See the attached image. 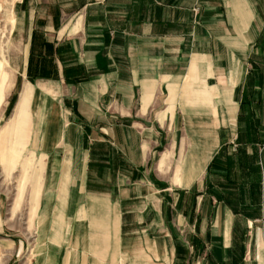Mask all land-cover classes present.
I'll return each instance as SVG.
<instances>
[{"label": "crops", "instance_id": "crops-1", "mask_svg": "<svg viewBox=\"0 0 264 264\" xmlns=\"http://www.w3.org/2000/svg\"><path fill=\"white\" fill-rule=\"evenodd\" d=\"M117 2L124 10L123 20L113 26V4ZM124 4L123 0H21L17 6L21 17L32 18L35 23L27 37L21 91L28 83L38 95L32 111L37 149L51 157L52 170L47 179L48 184H56V203L52 213L48 203L44 204L47 217L56 216L61 200H67L69 209L76 191L78 199L88 193L87 197L95 201L136 200L131 211L122 215H140L142 223L145 216L160 215V193L169 189L160 191L153 177L149 180L140 174L153 167L161 130L124 123L113 126L110 119L127 122L146 119L149 114L157 118L175 104L173 111L178 109L182 119L195 124L185 128L188 139L182 138L177 147L180 162L172 166L174 186L182 189L185 185L188 190L196 184L201 186L196 199L202 205L208 197L217 203L221 215L217 226L228 238L223 248H230L231 256L214 261L207 254L209 264H264V131L251 127V118L264 120V64L252 58L258 53L251 50L264 29V0H152L151 16H145L144 11L134 21L141 25L137 27L139 34L128 32V25L133 22L134 8L144 10L147 6L138 0L127 9ZM129 37L151 46V71L144 68L143 56L149 54L142 47H126ZM127 55L139 63V68L129 74L122 68L127 60L123 58V62L122 56ZM251 63L256 65L258 77L251 73ZM251 89L257 93L259 107L252 113ZM175 93L188 96L189 112L185 101L176 107ZM31 97V88H26L13 120L17 121V131L12 134L20 139L16 142L18 149L30 140L27 109ZM112 97H116L114 102ZM113 105L117 115L110 112ZM92 119L104 120L97 128L95 144L90 138L95 134ZM176 131L180 134L176 128L172 135ZM103 145L117 146L119 163L111 166L95 158L97 147ZM174 156V150H168L156 170L169 167L167 162ZM104 162L110 165L104 181H89L88 167ZM113 167L127 174L121 178L114 175L119 180L117 193L105 187L112 183ZM206 177L213 180L205 182ZM113 206L116 210L117 205ZM60 209V215L67 214L64 203ZM197 217L194 227L198 234L190 242L196 251L203 241L202 248L207 250L211 234L207 231L201 239L202 218ZM239 219L246 222L242 228ZM90 226L102 237L96 228L104 229L108 236L112 231L118 240L116 249L136 246V252L143 253L148 246L143 237L121 238L122 218L109 229L100 219ZM2 232L0 226V253L8 245Z\"/></svg>", "mask_w": 264, "mask_h": 264}, {"label": "rangeland", "instance_id": "rangeland-1", "mask_svg": "<svg viewBox=\"0 0 264 264\" xmlns=\"http://www.w3.org/2000/svg\"><path fill=\"white\" fill-rule=\"evenodd\" d=\"M21 0H0V226L3 229L2 236L8 240V245L3 252L0 253V264H209L208 256L212 257L214 261L229 258L231 256L230 248H223L224 243L227 242V237L218 229L217 224L221 223V215L218 212L219 206L214 203L210 197L205 202L200 203V199H196L201 191V186L196 184L190 190L179 189L177 185L174 186L173 164L180 162L178 159L179 142L182 138H187L184 134L186 127H191L195 121L182 119V115L172 110L165 114H160L156 118L149 114L146 119H130L127 122L119 119H110L111 124H127L136 128H159L161 130L159 137V144L154 149V157L152 160V168L143 171L142 176L154 178V186H159L160 191L169 189L160 193V204L162 205V213L158 216L143 217L144 223L141 222L142 216L137 214H123L125 211H131V204H136V200H118L113 201H95L88 198V193L78 199V192H74L73 199L70 201L69 209L66 207L67 200H61L65 204V215H60L61 203L57 214H50L47 217V211H44V204L48 203L49 213L54 211L55 207V187L56 184H48L47 176L51 175L50 159L37 149V130L32 125V111L38 95L30 84H25L21 91L23 82V69L26 58V50L28 47V35L33 23L32 18L21 17L18 13V5ZM81 3L85 0H80ZM121 1V0H115ZM127 6L136 0H123ZM144 3L147 7L143 9L134 8L132 14V23L128 25V32H138V25L134 23L137 16L141 18L145 11V16H151L152 0H138ZM193 3L194 0H185ZM123 9H120V3L113 4L112 25L117 26L118 21L123 20ZM183 16V14L181 15ZM205 17L211 15L204 13ZM33 23V24H32ZM123 26V25H122ZM137 34V33H136ZM257 34V32H256ZM132 39V40H131ZM126 47L137 45L142 47L149 55H144V68L151 71V46L140 38H130L125 41ZM251 50L257 52L252 58L264 64V29L261 32V38L256 43L251 45ZM129 53V52H128ZM263 55V57H259ZM123 67L128 74L135 72L136 66L139 68V63L135 61V57L122 56ZM137 64V65H136ZM252 64L253 74L257 76L255 71L256 65ZM258 77V76H257ZM15 81V83H14ZM14 86L10 90L12 84ZM26 88H31L32 97L28 105V122H29V139L28 144L24 147L16 148V142L20 140L16 133L12 134L13 130L17 131L14 120L17 113L19 100L22 92ZM193 89V88H192ZM197 89H193L196 91ZM21 91V93H20ZM117 91V89H116ZM8 93V94H7ZM20 94V95H19ZM119 94V89L117 95ZM177 96V97H176ZM178 108L185 101L187 112L190 111V102L188 96L176 95L173 96ZM113 102L116 97H112ZM257 93L251 89V113L258 111L259 107L256 104ZM192 102L195 97H191ZM68 106V103L67 105ZM116 106L110 108V112L117 113ZM113 113V115H114ZM181 115V116H180ZM180 116V118L178 117ZM158 119V120H157ZM21 121V120H20ZM12 122V124H8ZM19 122V121H18ZM89 122V121H87ZM91 126L95 130V134L91 136L93 143L98 139L96 135L97 128L104 124V120L92 119ZM107 122V121H106ZM264 131V120H256L251 118V127ZM178 129L172 135V131ZM132 138L135 140V129L132 130ZM198 139L199 136H196ZM27 141V140H26ZM189 146V145H187ZM117 146H98L99 149L96 154V159L110 162V165L119 163V152ZM105 149V150H104ZM174 150L175 156L170 158L168 166L156 170L157 162L163 154L168 150ZM232 151V150H228ZM194 154V153H190ZM131 158V157H130ZM106 162L91 164L88 167L87 176L89 181L103 182V177H106L108 169L110 168ZM62 169H59V175ZM66 171V169H64ZM112 183L110 190L117 193L119 180L116 176L121 178L127 174L123 172L118 173V169L111 168ZM118 174V175H117ZM115 175V177H114ZM66 177V176H65ZM69 178V174L67 175ZM158 178V179H157ZM70 180V179H68ZM116 180V181H115ZM213 178L206 177V181H212ZM103 189V188H102ZM108 189V188H107ZM114 195V194H113ZM54 196V197H53ZM101 200V199H100ZM117 205L115 210L113 204ZM140 201L138 202V204ZM103 206L102 209H99ZM82 210L81 215L78 211ZM44 211V215H42ZM95 211L94 214H88ZM100 211L103 213L100 214ZM60 212V213H59ZM200 216V237L204 239L207 231H210L211 242L207 245L208 249L203 250L202 242L198 243V250H194L191 245L192 237L198 233L194 227V222ZM122 218L123 232L121 238H140L143 237L148 246L145 245L143 253L136 252V246L116 249L114 247L115 240L114 233L98 229L103 234L104 238L99 233H94L92 228L95 223L90 224L93 220L100 219L109 227L116 222L117 219ZM238 222L242 228L245 225V220L239 219ZM243 233H241L242 235ZM240 235L239 238L242 236ZM241 241V240H240ZM240 243V242H239ZM153 247V248H152ZM115 249V250H114ZM237 254L240 250L237 248ZM117 250V252H116ZM116 252V253H115ZM142 254V255H141ZM208 254V256H207ZM114 255L117 259L114 260ZM114 260V261H113Z\"/></svg>", "mask_w": 264, "mask_h": 264}]
</instances>
